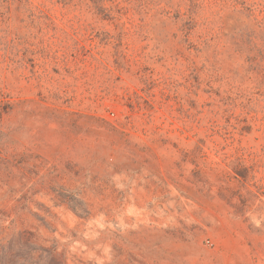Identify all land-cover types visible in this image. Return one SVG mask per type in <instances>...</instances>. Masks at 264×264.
<instances>
[{"label":"rangeland","instance_id":"374dc122","mask_svg":"<svg viewBox=\"0 0 264 264\" xmlns=\"http://www.w3.org/2000/svg\"><path fill=\"white\" fill-rule=\"evenodd\" d=\"M0 264H264V0H0Z\"/></svg>","mask_w":264,"mask_h":264}]
</instances>
